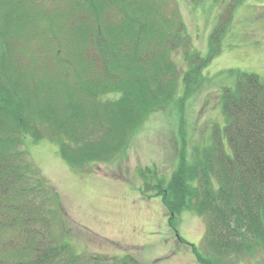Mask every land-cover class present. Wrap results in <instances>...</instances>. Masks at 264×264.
Segmentation results:
<instances>
[{"label": "trees", "instance_id": "1", "mask_svg": "<svg viewBox=\"0 0 264 264\" xmlns=\"http://www.w3.org/2000/svg\"><path fill=\"white\" fill-rule=\"evenodd\" d=\"M234 2L204 56L165 0H0V257L7 259L0 264L77 263L69 243H56L48 188L32 168L27 138L53 139L77 168L109 162L154 113L173 102L184 111L222 49ZM183 46L188 66L178 96L171 55ZM219 103L224 123H214L207 140L202 133L194 140L180 122L171 176L145 171L156 177L150 187L172 225L187 209L206 217L203 249L188 242L200 264H246L256 253L264 258V77L238 71Z\"/></svg>", "mask_w": 264, "mask_h": 264}, {"label": "rangeland", "instance_id": "2", "mask_svg": "<svg viewBox=\"0 0 264 264\" xmlns=\"http://www.w3.org/2000/svg\"><path fill=\"white\" fill-rule=\"evenodd\" d=\"M165 1V12L178 8L187 28L186 39L207 55L211 32L231 0ZM234 5L222 49L203 69L204 80L191 91L184 111L173 102L154 113L109 162L77 168L61 156L53 139L27 138L32 168L48 188V215L56 243L70 244L78 256L76 264H93L98 258L107 264L126 259L136 264H200L188 242L203 249L206 217L187 209L172 225L145 169L149 166L159 175L171 176L180 160V122L194 140L201 133L207 140L214 123H224L220 96L225 86L235 85L238 71L264 77V0H235ZM186 49L183 46L171 55L174 74L179 76L178 96L183 93L180 78L188 66ZM15 258L8 262H16ZM244 261L263 264L264 258L256 253Z\"/></svg>", "mask_w": 264, "mask_h": 264}]
</instances>
